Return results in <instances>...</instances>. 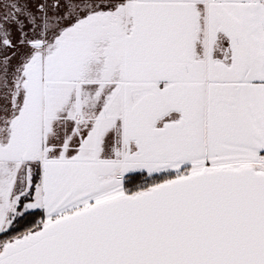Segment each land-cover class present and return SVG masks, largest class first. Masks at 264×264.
<instances>
[{
    "label": "snow or ice",
    "instance_id": "obj_1",
    "mask_svg": "<svg viewBox=\"0 0 264 264\" xmlns=\"http://www.w3.org/2000/svg\"><path fill=\"white\" fill-rule=\"evenodd\" d=\"M0 264H264V0H0Z\"/></svg>",
    "mask_w": 264,
    "mask_h": 264
}]
</instances>
